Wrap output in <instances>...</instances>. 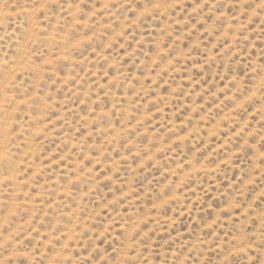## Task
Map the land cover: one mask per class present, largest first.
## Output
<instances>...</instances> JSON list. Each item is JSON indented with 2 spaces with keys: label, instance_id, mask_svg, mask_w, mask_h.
<instances>
[{
  "label": "rangeland",
  "instance_id": "rangeland-1",
  "mask_svg": "<svg viewBox=\"0 0 264 264\" xmlns=\"http://www.w3.org/2000/svg\"><path fill=\"white\" fill-rule=\"evenodd\" d=\"M0 264H264V0H0Z\"/></svg>",
  "mask_w": 264,
  "mask_h": 264
}]
</instances>
